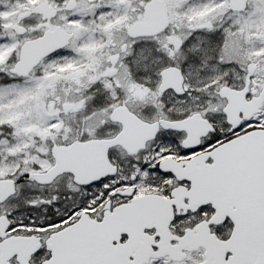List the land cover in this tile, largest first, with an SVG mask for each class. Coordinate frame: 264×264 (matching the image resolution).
Wrapping results in <instances>:
<instances>
[{
  "label": "snow or ice",
  "instance_id": "obj_1",
  "mask_svg": "<svg viewBox=\"0 0 264 264\" xmlns=\"http://www.w3.org/2000/svg\"><path fill=\"white\" fill-rule=\"evenodd\" d=\"M0 264H264V0H0Z\"/></svg>",
  "mask_w": 264,
  "mask_h": 264
}]
</instances>
